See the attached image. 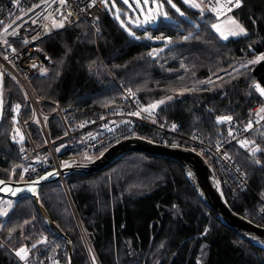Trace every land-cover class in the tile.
Segmentation results:
<instances>
[{
	"label": "trees",
	"instance_id": "trees-1",
	"mask_svg": "<svg viewBox=\"0 0 264 264\" xmlns=\"http://www.w3.org/2000/svg\"><path fill=\"white\" fill-rule=\"evenodd\" d=\"M174 2L187 19L169 7L171 20L161 19L155 26L143 28L130 23L139 40L129 36L113 18L115 9L106 10L99 33L81 21L43 40L41 46L53 64L45 75L32 81L38 95L56 103L68 121L77 125L122 106L119 83L131 88L144 106L171 95L173 99L160 106L159 114L162 120L178 126L180 136L198 133L213 142L224 141L226 124L217 123V116L232 115L236 122L246 125L257 117L253 108L264 106V98L254 88L257 83L264 87V61L250 66V71L241 69L244 74L236 79L230 76L242 62L264 54V0H244L233 13L248 35L226 41L211 29L216 21L212 14L206 13L201 19L181 0ZM116 6L126 23L125 12L135 19L123 0H116ZM188 32L196 38L181 40ZM149 34L172 36L174 43L165 48L163 41L148 40ZM153 48L164 51L153 59L147 55ZM209 78L214 84L200 83ZM3 79L0 178L18 181L21 169L17 168L14 176L11 169L25 163L19 156V144L11 139L15 127L12 118L15 105L25 104V100L9 77L4 75ZM193 87L198 90L179 94L180 89ZM39 105L43 111L49 109L44 103ZM48 130L52 141L66 133L58 116L50 120ZM37 138L36 144L43 146L40 136ZM250 140L261 149L255 158L237 144L228 147L250 186L229 204L236 213L264 227L257 198L264 195V122L250 133ZM204 157L214 169L213 160ZM253 159H259L261 165L254 164ZM65 181V185L60 181L47 183L38 193L45 211L70 239L75 264H264V249L221 223L177 162L131 152L98 172H72ZM24 220L30 223L20 228ZM0 224L5 225L0 239L7 245L0 247V264H20L10 250L30 246L41 235H56L28 195L14 199L9 216L0 217ZM12 228L16 231L9 240ZM84 233L94 238L90 248ZM58 241L69 254L67 242L60 236Z\"/></svg>",
	"mask_w": 264,
	"mask_h": 264
},
{
	"label": "built area",
	"instance_id": "built-area-1",
	"mask_svg": "<svg viewBox=\"0 0 264 264\" xmlns=\"http://www.w3.org/2000/svg\"><path fill=\"white\" fill-rule=\"evenodd\" d=\"M68 3L76 13V15L70 18L71 22L66 23L65 27L62 29L52 28L49 32L45 33L44 24L46 21L43 19V16L48 13H53V15L59 19V14L57 12V8H59L58 0L48 5L44 4L43 0H0V22H2V24H0V31H3V27L9 24L12 25L9 32L15 30L16 35H10L8 39L12 46L17 49L15 54H12L10 49L7 51L9 59L13 60L15 67L8 61H5L3 56H0V71H3L5 76L9 77L19 87L23 94L25 104L21 106L19 112V124L15 125V127L20 128L24 136L23 144L20 145V149L23 147L25 151L21 152L19 149V156L23 162L28 164L27 166L31 165L36 168V172H31L30 170L29 173L25 174L26 180L29 178L35 179L37 174L46 175L49 172L61 174L63 169H67L61 167L63 161H69L72 164L71 167L77 164H79L80 167H85L96 158L87 161L85 160L84 153L93 157L94 154L103 153L112 145L122 140L132 137H143L141 136L142 132L145 136H148L144 128H150L152 130L150 137L156 139L158 143L168 145L176 144L177 146L194 149L203 156L208 155L214 162L213 171L227 203L234 202L242 191L248 188V181L244 172L236 166L233 157L229 154L228 147L232 144L240 146L237 142L238 139H249L250 133L263 125L264 121H261L259 124L255 123L258 119L257 117L251 118L253 121V129L248 132L243 131L246 125L233 120L232 126L236 130L234 135L238 133L237 139H232L228 136V125L226 124L225 140L213 142L205 138L202 134L196 133L187 138L180 136L181 134L178 130L172 131L171 124L174 122L162 120L159 114L160 108L156 110L155 116L153 117L157 121L155 124L152 122L153 118H148L146 113H142V116L145 117L143 119L129 116V112L138 110V105L140 107L144 105L139 102L136 95H129L127 92L128 88L123 84H121L120 87L123 91V95L126 96V100H123L122 106L112 108L108 113L79 125H77L74 120L71 122L68 121L56 103L44 100L38 95L32 81L36 77L45 75L46 73L42 72V70L47 69L49 65L48 53L41 46V42L81 21H87L94 28L99 27L100 21L106 15V10L99 4H97L96 7H86L88 5V0H68ZM36 4H40L41 6L36 8ZM81 9L86 10L81 11ZM60 11H64V9H60ZM212 15L214 16V14ZM96 16H99L98 21L95 19ZM34 20L36 23H33ZM38 33L41 34L40 39L33 41L32 37L36 36ZM23 39L29 40V43L23 45L21 43ZM4 51L5 46L0 44V52ZM33 64H36L37 67L33 68ZM12 76H15L16 80H13L11 78ZM17 81L19 83H17ZM25 92L28 94L27 99L24 97ZM39 103H44L49 109L43 111ZM28 108H31L30 118L27 116ZM259 108L260 106L257 104L253 110L257 111ZM14 115H16L15 112ZM55 116L61 119L67 135L65 134L64 138L60 140L52 141L50 139L48 127L50 120ZM45 117L47 120H45ZM37 120L39 123L36 122ZM165 122L166 126L161 127V124ZM34 125L39 128L40 134L48 141V143H45L43 146H38L36 144L38 138L33 136L30 132V127ZM109 127L115 128V131H108ZM95 128L99 129L98 132H92V129ZM76 138H78V142L75 140ZM17 140L19 141V136H17ZM218 143L221 145L219 150H217ZM60 144L64 145L65 149L57 152L56 148ZM224 153H227L231 157V160L224 159ZM37 156L40 157L39 161L36 159ZM237 168H239V172L236 171ZM62 181L65 185L64 179ZM257 198L260 202L259 215L264 218V195H258ZM230 207L233 208L231 205ZM44 236H47L51 244L48 248H45L43 245L39 246L41 250L39 252H34L31 256L32 264H39L37 257H39V260H43L44 264H52V259H58L60 264H69V254L63 251L65 245L59 243V236L57 234L55 236L52 234H45ZM84 236L90 248L94 238L89 233H84ZM0 244L4 245L3 247H7L6 243L1 239ZM55 245H59L60 247L53 252L51 248ZM10 251L14 254L13 250ZM45 257H50L52 259H46ZM19 263L23 264L22 261H19Z\"/></svg>",
	"mask_w": 264,
	"mask_h": 264
},
{
	"label": "snow or ice",
	"instance_id": "snow-or-ice-1",
	"mask_svg": "<svg viewBox=\"0 0 264 264\" xmlns=\"http://www.w3.org/2000/svg\"><path fill=\"white\" fill-rule=\"evenodd\" d=\"M55 0H43V3L48 5L50 3H54ZM181 2L184 5H187L189 8L196 10L200 16L201 19H203L206 15V12L214 14V19L217 21L215 23H211V29L215 31L222 40H228L230 37H240V36H247L248 32L247 29L233 16H229L228 13L233 12L234 9H238L242 6L243 0H181ZM59 8H57V12L59 14V19H57L53 13H48L47 15L43 16V19L46 21L44 24V30L45 33L49 32L52 28L56 29H62L65 27L66 23H70V18L76 15L74 10H72L71 5H69L68 0H58ZM97 4H99L101 7H103L105 10L112 12L113 9V18L120 24V26L127 32V34L131 37H133L136 40L141 39L140 36H137L136 32L132 30L131 27H129L130 23H134L136 27L143 28L146 25L149 24H156L159 20H171L173 17L170 14L168 8L174 10L176 14H178L179 17H183L187 19L185 11L181 9V7L178 6L174 0H134L135 7L133 8L132 4L129 3V0H123V4L128 5L129 8L132 9L133 12L139 13L137 18L133 21L131 17L127 16V12L123 13L127 19L128 23L125 22L124 19H121V8L116 6V0H111V6H110V0H88V5L86 7H96ZM166 5L168 7H166ZM40 4H36L35 7H40ZM60 9H64V11H60ZM86 9H81V11H85ZM142 17V19L140 18ZM224 19H221V18ZM95 19L98 21L99 16H96ZM33 23H36L34 20ZM2 24V22H0ZM12 27L11 24H9L6 27H3V31H0V44L5 46V51L0 52V56H3V59L5 61H8L10 64H12L13 67H15V64L13 63V60L9 59V55L7 54V51L10 49L12 54H15L17 52V49L12 46V44L9 42L8 36L16 35L15 30L12 32H9V29ZM196 28H199V25H195ZM96 33L100 32V28L96 27L95 29ZM41 34H37L36 36L32 37V40L35 41L37 39H40ZM146 38L148 40L156 39L159 41L165 42L164 47L167 48L169 45L173 44V37L172 36H165L163 34L153 37L152 35H147ZM196 38L193 32H188L187 35H183L181 37V40L188 41L190 39ZM23 45H27L29 43V40L23 39L21 41ZM164 51V48H153L150 52L147 53V55L153 59H155L161 52ZM261 61H264V54H260L255 56L253 59L247 60L246 62H242L240 64L239 68H234L235 75L230 73L231 79H236L238 75H243L244 73L241 72V69H244L245 71H250V66L256 65L260 63ZM33 68L37 67L36 64L32 65ZM181 67L184 68L185 65L181 64ZM42 72L46 73L47 69H43ZM5 73L3 71H0V118H2L3 112V77ZM13 80H16L15 76L11 77ZM181 80L183 77L180 78ZM223 79L222 77L220 78ZM17 83H19L17 81ZM201 84H214V81L209 78L207 81H201ZM254 88L258 91L259 95L261 97H264V87H261L258 83L254 84ZM196 88H183L180 89V95H183L185 91H196ZM175 91V90H173ZM127 92L129 95H134L131 88L127 89ZM25 99L28 98V94L24 93ZM173 99V96L169 95L165 98L156 100L146 106L140 107L138 105V110L129 112V116H135L140 118H145L142 116V113H146L148 118H153L155 116V112L157 109L160 108L161 105L165 104L166 101H171ZM21 109L20 104L15 105V113L16 115L13 116V124L18 125L19 120V112ZM256 116L258 119L255 121L256 124H259L261 121H264V106L260 107V109L257 111ZM45 120L47 118L45 117ZM234 120V117L232 115H221L216 117V122L219 124H227V134L232 139H237V135H234V132L236 131L232 126V121ZM39 123V121H36ZM152 122L155 124L157 121L153 118ZM83 126V125H81ZM166 126V122L164 124H161V127ZM177 125L175 123L171 124V130L176 131ZM253 129V121L250 119L246 126H244L243 131L248 132ZM108 131L114 132L115 128L109 127ZM67 135V133H65ZM17 136H19V141H17ZM195 138V137H194ZM12 141L19 142L21 145L23 144L24 136L21 132L19 127H14L13 134L11 136ZM45 143H48L47 140L44 141ZM237 142L239 143L241 148H244L248 151L250 157L255 158L259 153H261V149L258 145L255 144V140H249L247 138L245 139H238ZM173 147H177L176 144L172 145ZM63 147V145L61 146ZM221 145L217 144V150ZM61 149L60 147L56 148V151L59 152ZM21 152H24V148L21 147ZM103 153H101L102 155ZM85 160L91 161L93 157L89 156L87 153H84ZM26 158V157H25ZM224 159L231 160V157L227 154H223ZM38 161L40 160V157L37 156L36 158ZM256 165H261V161L259 159H253L252 161ZM72 164L69 161H63L61 164V167L68 168L71 167ZM76 166H79L77 164ZM21 169V173L19 175V179L17 182H23L28 185L27 191L37 193V188L41 181L47 180L49 176L53 175L54 173H47L46 175H39L37 174L35 179L29 178L28 180H25V174L31 172H36V168L32 167L31 165L25 166L24 164H17L14 165L11 169V175L16 174V169ZM237 172H239V168L236 169ZM246 176V174H244ZM24 191L22 188H14L8 184L4 180H0V192H7L15 196L19 192ZM13 208V202L12 201H4L3 198H0V217H8L9 211ZM35 219V217H33ZM29 220H24L22 225H19L20 228H23V225L29 224ZM5 228L4 224H0V230H3ZM16 231V228H12L9 230L8 239L10 240L12 238V234ZM23 235V233H21ZM30 238V237H29ZM51 242L48 240L47 236L41 235L35 242H33L30 246L27 244H23L17 249H14V255L19 259V261H22L23 264H32L31 256L34 254V252H39L40 245H43L45 248H48L50 246ZM4 245L0 244V247H3ZM60 246L55 245L51 248L53 252L56 251ZM46 259H52L50 257H45ZM39 264H44L43 260H39V257H37ZM95 256H92L93 262H95ZM52 264H60L58 259H52ZM70 264V259H69Z\"/></svg>",
	"mask_w": 264,
	"mask_h": 264
},
{
	"label": "water",
	"instance_id": "water-1",
	"mask_svg": "<svg viewBox=\"0 0 264 264\" xmlns=\"http://www.w3.org/2000/svg\"><path fill=\"white\" fill-rule=\"evenodd\" d=\"M131 152H145L153 157L172 160L180 164L201 200L215 212L220 222L234 231L241 239L264 249V227L236 213L230 207L223 195L212 167L202 154L191 148L181 146L173 147L172 145L158 143L143 137L128 138L112 145L96 160L87 164L85 167L74 166L63 169L61 174L54 173L47 180L41 181L37 192H39L41 186L47 183L65 180L70 173L75 171L86 174L98 172ZM0 180L3 179L0 178ZM5 182L14 188H22L24 191L19 192L15 196L7 192H0V196L8 199H18L27 195L31 196L40 208L46 223L52 231L67 242L70 264H75L73 246L70 239L57 227L45 211L41 205L39 193L37 195V193L27 191L28 185L23 182Z\"/></svg>",
	"mask_w": 264,
	"mask_h": 264
},
{
	"label": "rangeland",
	"instance_id": "rangeland-1",
	"mask_svg": "<svg viewBox=\"0 0 264 264\" xmlns=\"http://www.w3.org/2000/svg\"><path fill=\"white\" fill-rule=\"evenodd\" d=\"M243 2H244V0H243ZM129 3L130 4H132V6H133V8L135 7V4H134V0H129ZM110 6H111V0H110ZM131 12L132 13H134L135 14V19L137 18V16L139 15V13H138V11L137 12H133L132 11V9H131ZM206 13H208V12H206ZM229 16H233V17H235L236 18V16H235V14L232 12V13H230V14H228ZM141 19H142V17H140ZM135 19H132L133 21L135 20ZM221 19H224L223 17L221 18ZM237 19V18H236ZM215 22H217V21H215ZM134 27H136L135 26V24L134 23H131ZM149 25H152V26H155L156 24H149ZM149 25H146V26H149ZM145 26V27H146ZM92 28H93V30L95 31V29L96 28H94L93 26H91ZM138 28V27H137ZM95 33H96V31H95ZM230 38H237V37H230ZM48 53V52H47ZM48 57H49V65H48V67H50V66H52V64H53V61H52V59H51V57H50V55L48 54ZM48 69V68H47ZM122 83H119V85H121ZM126 87V86H125ZM126 88H128V87H126ZM193 88H196L197 90H198V87H193ZM129 89V88H128ZM196 90V91H197ZM123 92V91H122ZM191 92H193V91H191ZM195 92V91H194ZM134 93V92H133ZM134 95H136L135 93H134ZM126 100V96L125 95H123V100ZM21 106L23 105V104H20ZM260 107H262L260 104H258ZM260 109V108H259ZM258 109V110H259ZM28 110V109H27ZM257 110V111H258ZM28 112V111H27ZM27 116L30 118L31 117V110L27 113ZM49 124H50V122H49ZM32 128H33V130H32ZM32 128H30V132H31V134L33 135V136H35V137H38V136H40V139H41V143L44 145L45 144V138L42 136V134H40V130H39V128L37 127V126H33ZM98 128H95V129H92V132H98ZM148 134V136H150L151 134H152V130H145ZM142 134H143V132H142ZM143 135H145V134H143ZM65 136V135H64ZM64 136H62L61 138H64ZM61 138H59V139H57V140H60ZM57 140H55V141H57ZM77 142H78V138H76L75 139ZM249 140H250V136H249ZM18 141V140H17ZM38 142V141H37ZM18 144H19V146L21 145L19 142H17ZM62 145L60 144L58 147H60V151H63L64 149H65V146L63 145V147H61ZM59 151V152H60ZM46 153H47V151H46ZM93 155V154H92ZM91 156V155H90ZM97 157V154H94L93 155V158H96ZM97 159V158H96ZM95 159V160H96ZM23 163H25V162H23ZM28 164L27 163H25V166H27ZM25 180H26V178H25ZM60 182H62V181H60ZM66 182V181H65ZM63 185H64V183H62ZM66 184V183H65ZM65 187V186H64ZM247 189H250V186H249V184H248V188H246V189H244L243 191H245V190H247ZM242 191V192H243ZM0 198H3V200L6 202V201H12L13 202V205H14V199H8V198H5V197H1L0 196ZM87 242H86V240H85V244H86ZM89 247V246H88Z\"/></svg>",
	"mask_w": 264,
	"mask_h": 264
},
{
	"label": "bare ground",
	"instance_id": "bare-ground-1",
	"mask_svg": "<svg viewBox=\"0 0 264 264\" xmlns=\"http://www.w3.org/2000/svg\"><path fill=\"white\" fill-rule=\"evenodd\" d=\"M236 10H237V9H236ZM234 11H235V10H233V12H234ZM231 13H232V12H231ZM228 14H230V13H228ZM49 64H50V63H49ZM146 130L148 131L149 129H146ZM150 130H151V129H150ZM150 130H149V131H150ZM145 138H146V137H145ZM144 153H145V152H144ZM119 160H120V159H119ZM113 164H114V163H113ZM109 166H110V165H109Z\"/></svg>",
	"mask_w": 264,
	"mask_h": 264
}]
</instances>
